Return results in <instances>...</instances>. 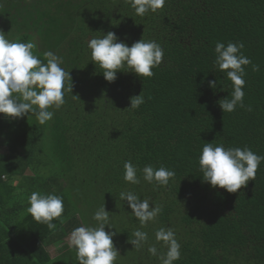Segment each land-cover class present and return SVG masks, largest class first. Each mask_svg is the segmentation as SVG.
<instances>
[{
  "label": "trees",
  "instance_id": "obj_1",
  "mask_svg": "<svg viewBox=\"0 0 264 264\" xmlns=\"http://www.w3.org/2000/svg\"><path fill=\"white\" fill-rule=\"evenodd\" d=\"M29 1L0 0V6L11 12ZM34 1L46 19L60 15L76 47L74 86L61 108L49 109L55 115L45 124L38 108L15 119L0 113V264H62L83 203L99 197L106 209L120 205L130 225L139 224L122 192L162 206L155 227L170 226L181 245L173 264H264V160L256 180L236 193L204 181L199 164L207 143L264 156V0H166L144 16L131 0ZM109 31L128 46L142 38L160 44L164 58L154 76L142 78L125 64L115 81L106 80L88 44ZM15 42L30 39L25 34ZM217 42H243L240 52L259 65V71L244 66L245 107L233 112L218 103L232 98L234 85L216 64ZM33 52L47 63L46 49ZM142 91L145 102L131 108L130 98ZM127 161L139 184L125 180ZM148 165L175 177L166 186L149 182ZM33 192L62 197L55 231L27 211ZM53 244L62 247L56 256Z\"/></svg>",
  "mask_w": 264,
  "mask_h": 264
},
{
  "label": "clouds",
  "instance_id": "obj_2",
  "mask_svg": "<svg viewBox=\"0 0 264 264\" xmlns=\"http://www.w3.org/2000/svg\"><path fill=\"white\" fill-rule=\"evenodd\" d=\"M166 0H131L132 7L137 15L144 16L149 10L156 12L165 6ZM115 32L109 31L103 38H92L89 41L92 61L103 69L104 77L109 82L117 79V72L127 65L140 77L154 76L153 68L159 67L163 62L164 50L156 41H145L143 38L132 46L125 42H117ZM243 42H229L227 47L217 42L216 64L221 72H227V77L233 82L234 91L231 99L223 98L218 101L224 112H233L237 105L245 107L243 90L246 81L243 78L245 65L252 64L249 57L240 52L244 48ZM37 45L34 42L9 41L4 31L0 30V113L10 118H22L30 111L36 112L39 124H45L53 119L55 113L50 108H61L66 103V92H73V77L71 72L61 67L62 58L52 51L44 53L47 63H44L33 50ZM239 53V55H238ZM253 71H259V65L252 64ZM213 89L217 81L209 82ZM76 98V97H74ZM80 98V97H79ZM130 107L139 108L145 102L143 91L130 98ZM249 110H251L249 108ZM264 156L254 153L251 148H228L224 145L214 146L207 143L203 146L199 164L203 179L210 182L213 187L226 189L230 193L238 192L246 187L250 180H256L257 170ZM126 169L125 180L139 184L137 169L131 161L124 165ZM144 179L149 182L155 180L161 185H168L175 172L161 167L154 169L148 165L143 169ZM121 199H126L135 216L142 225L154 221L161 213L162 206L150 207L147 199L141 201L132 192L120 193ZM30 207L27 211L37 222L46 223L49 229L55 231L54 219L60 218L64 213L62 197L55 194L41 195L33 192L30 196ZM94 219L99 221L98 227L80 226L75 228L69 239V244L78 250L79 264H115L119 249L115 246L113 236L105 226L109 223V211L105 206L95 213ZM130 243L139 250L148 241V233L140 229L133 233ZM156 240L167 246V252L160 254L162 264H173L181 257V245L175 238L171 228H160L156 232ZM149 252L155 256L158 249L155 245L149 247Z\"/></svg>",
  "mask_w": 264,
  "mask_h": 264
},
{
  "label": "rangeland",
  "instance_id": "obj_3",
  "mask_svg": "<svg viewBox=\"0 0 264 264\" xmlns=\"http://www.w3.org/2000/svg\"><path fill=\"white\" fill-rule=\"evenodd\" d=\"M55 12H58V10ZM46 16H48V12L45 10L41 11L34 0H30L27 6L16 8L11 12L5 11L3 6H0V30L4 31L9 41L13 42L19 37H23L25 34L28 35L30 41L37 45L35 50L44 48L47 51H52L55 55L62 58L61 67L71 72L72 64L77 57V55H75L76 47L70 43L66 33V26L58 19L60 15L58 13L53 15L54 18L52 20H50V18L46 19ZM42 168V171L46 170V168ZM79 182L83 185V175ZM68 192L71 191L68 190ZM101 198L102 197L96 198L92 200V202H87L86 204L83 203V208H81L83 209V213L80 211L77 214L76 221L80 223L78 227L99 226L100 222L95 220L94 216L100 207L103 206L102 204H104ZM113 206L111 210L106 209L109 211L110 225H106L105 229L109 233L116 232V235L113 236V241L115 246L119 249L120 254L115 264H162L160 254L166 252L165 249L167 248H164L162 241L158 242L156 240L157 229L154 221H149L146 226L142 225L140 221L138 222L139 224L130 225L131 221L128 219L130 215L120 214V205L115 204ZM87 207L91 210L88 214L85 212L87 211ZM88 221L91 223L87 224ZM125 227L128 231H125ZM169 227L170 226L166 227V230ZM74 229L75 228L70 230L66 238L68 246L62 264H79L78 250L69 244L70 235ZM137 229L148 233V241L144 243L139 250L135 249V246L129 242L130 238H135L133 233ZM177 236L179 235L177 234ZM177 236H175V238H178ZM152 245H155L158 249L157 255L155 256L148 250ZM60 248H62L60 244L49 246V250L53 256L60 253ZM58 261L59 260H57V263Z\"/></svg>",
  "mask_w": 264,
  "mask_h": 264
}]
</instances>
